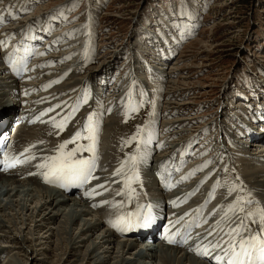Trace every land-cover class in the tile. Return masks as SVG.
Wrapping results in <instances>:
<instances>
[{"label":"bare ground","instance_id":"6f19581e","mask_svg":"<svg viewBox=\"0 0 264 264\" xmlns=\"http://www.w3.org/2000/svg\"><path fill=\"white\" fill-rule=\"evenodd\" d=\"M30 1L34 3L36 0H0V40L4 44L2 50L4 52L6 47L9 45H12L11 47H14L13 51L21 50V54L19 55V60L24 63V71L21 82L24 87V90L28 94L33 93L39 87L47 86L50 82H54L55 80L61 79L64 76V74H68L70 70H71L70 72L73 71L75 75L78 74L79 71L82 73L85 70V67L87 66L86 58L90 59L89 60L90 63L95 61L94 59L95 55H93V50L91 49L88 50L87 47L84 45L83 50L80 49L82 50L80 56L77 58L78 56L77 54H79L78 49L74 50L73 47V45H75L74 39L76 36V32H78L82 36H85V33H83L82 30V28L84 29V26L80 27L79 29L73 26L66 27L60 34L51 35V30L54 27L53 25L56 22L64 21L65 12L63 14H59L58 10H56L52 12L54 15L52 14L50 15L48 13L41 14L43 16L38 19V16H36L35 18L26 15ZM190 1L189 0L184 1L185 4L182 8V12L177 17L178 20L180 21H174V18H171L169 22L163 21V19L162 20L160 19L159 22L161 23L164 29L170 32L172 30L180 29L181 32L178 33L177 35L179 36L178 37L179 39H183V40L191 37V35H193V32L196 30V28L199 25L200 17L196 12L197 10L193 8V4L191 8L189 4ZM47 18L49 19V21L47 20ZM53 22L55 23L53 24ZM164 33L165 31H163V34ZM163 34H161V36L158 37V39H160L161 41L156 43H159L157 45H160V47H164V48L167 47L170 52L162 54V49L158 47L159 48L158 50L160 51L157 52V55L159 54L160 56L155 57V56H151L150 53H148V50L139 49L138 51L139 55L138 56L136 54L134 55L131 64L128 65L127 73L124 72V74L122 75V78H124L126 82L124 84H121V86H120L121 83L120 80L118 82H115L114 80L115 76H113L112 72L110 73H106L107 71L103 72L104 74L103 78L101 77L98 78V81H96L97 74L94 71H90L84 78H82L83 76L75 78L74 77L75 75L71 76L73 74L72 73L68 77L69 79L66 80V82H64L58 89L56 88L53 89V91L40 93L37 95L36 99L38 101H53V102L54 100L57 99L54 103H56L55 105L61 107L62 108L61 111L62 113H64V114H60L59 116L61 120H64L66 117H68L71 111L75 109L80 110L81 111L80 115L73 120L74 125H76L77 121L80 118L85 119L88 118L89 116H91L92 118V115L90 113H92L93 107H95L94 103H100L103 107V104L101 102L103 101L105 104H109L110 108L108 111H114L116 114H119L120 112H124L125 114L131 113V118H134L136 123L128 126V132L130 134L135 133L138 130L137 128L139 127L142 130L141 132L144 133V135L146 136L149 135L151 141L156 142L153 148L158 146V144H160L159 147L162 149L164 146L168 145L169 140L175 139L177 136H182V134L186 131L185 128L183 130H178L175 128V126L178 125L179 123L178 122L179 119L176 121L172 120V122H166L165 120H162L161 124L163 130L160 129L161 133L158 134L159 131L157 132L154 128L155 120H157L158 114L156 115V118L153 121L152 119L145 121V125H144V123H142V121L139 120V117L141 114L142 115L145 114V112H143V110H145V107L140 106V110L138 112H134L133 109L131 110L129 109L130 105H129L128 97L131 95L133 87H130V85H126V83L127 84L133 82L136 83V81L139 79L143 82L144 79L143 77H141V75L144 76L145 72H147L148 70L156 71L158 75V79L164 75L166 76L170 75L169 72H165V69L164 70L160 69L162 67H157L158 65L154 66V64H160L161 66L167 64V59L168 58L171 59L174 56V52L176 48H178L177 45L178 42L176 41V38L171 39L169 38L168 35V39H166L163 38L162 36ZM174 35L176 34H172V36ZM64 37H66L68 41L69 46L68 45L67 46L69 48L65 49L63 53H59L57 56L51 54L45 60L41 58L36 60L31 59V61L27 60L30 52L34 51L33 45L35 43L38 45V50L44 49L42 51V54H44L45 52L56 51L55 49L57 45L62 43V39ZM46 38L50 39V41L45 42L46 45L44 48H39V46L41 45L40 42L42 40L44 41ZM148 38L149 35L145 36L146 41L149 42ZM90 41L88 43H90ZM174 41L175 43H173ZM153 51H155V49ZM118 52H119L118 49L116 50L114 49L108 52L110 53L108 56L109 64H113L117 60ZM12 53L13 52H11V50L8 51L7 56L10 57ZM102 57H100V59H102ZM135 57L136 58L139 57L138 58L139 60H137ZM142 57L150 58V62L146 60L145 62L147 63V65L142 63L139 69L137 68V64L135 65V63L137 61L141 62L140 59H142ZM58 61H63V62L66 61V63H63L64 65H62L60 68L53 67L48 70H43V72L41 73V75H44L45 77L43 81L42 79L37 78L39 72L36 71V66L45 67L47 66V64L50 65L51 63H55V62L57 63ZM151 62L152 63L154 62V64H151ZM3 68L4 66L3 67L0 66V70H2ZM104 68L105 67L102 66L100 72H102ZM89 79H92V81L94 79L93 81L94 83L90 86H88L89 83L88 84L86 83L89 81ZM124 79L122 80L125 81ZM155 82H158L157 79L155 80ZM259 85L261 87V83ZM6 87H7V81L4 75H2L0 72V97L5 96L4 92L7 93ZM88 88H92L93 91V102L90 105L91 108L89 110L88 107L83 106V102H84L83 100L84 98H86V93ZM126 88L129 89L126 90ZM258 88L259 87H257V89ZM163 97L167 98L166 93L163 94ZM235 99H239V98L235 97ZM14 103L16 102L13 99H10L9 97H6L5 100L0 98V112L2 109V111H4L8 115L10 113V110L8 109L7 105L14 108L15 107ZM250 106H253V103L250 104ZM102 107L100 108L101 109L100 111L98 110L99 111L98 115L100 114L104 115L103 113L104 107L103 109ZM223 107L226 108L228 107V105L224 103ZM256 107L255 108L251 107L252 119L250 118V121L252 120L258 123V126L255 128L254 131L248 129L247 132L244 134L243 129L240 128L238 125H233V123L230 124L231 121L229 122V118H228V122H224V120H222L220 122L214 123L209 127L207 126L208 132H210L209 134H212L215 131V129H220V131H222V130H227L228 127H230L228 131L229 134L227 133L220 135V138H218L216 142L222 143L221 145H219V147L222 148V150L225 149V145L223 143L225 144L228 143L231 146L230 149L226 148V151L229 152L228 155L231 158L233 156L234 159H240L236 163H243L244 165L242 167L246 165V167H244L245 173L242 172L245 176L244 180H246L248 183L253 184L255 188L253 187L252 194H250L247 190L241 189L238 191L236 200L233 202V204L237 205L239 207L238 209H240L238 210L239 214H237L236 216L237 218L234 219L233 221L228 222L229 225L228 228H226L225 224L222 225L221 227L220 225L211 226V224H208L207 228L204 231V234H207V236L201 242V245L206 244V246H208L210 242L212 244L214 242L223 244L226 243L227 241H231L232 238L225 234L233 229H236L238 232H240L241 230L239 228V225L241 223V220H243L246 226L248 224L251 226V229L247 227L246 231L241 232V235H243L245 238H247L252 234H255L254 232H258L260 230L259 226L253 223L249 217L245 218L246 212H251L252 210V208L247 210V208L249 207L246 205L250 204L249 201H252V203L254 202L260 203L261 208L264 209V143H261L264 142L263 139L264 138V104H262V106L258 109H256ZM159 114H160L159 118L163 119L164 114L162 113ZM233 115L235 116L237 114L232 113L229 117ZM116 121H119V119H116ZM124 121L125 120H123V122ZM3 123L4 121L0 120V129L3 126ZM107 124L110 125V121L107 122ZM85 126L86 124L78 125L77 132H81L83 130L85 131ZM217 126H219L220 128H217ZM252 127H254V125H252ZM95 128L97 130V127ZM173 129L175 131H173ZM204 130L205 128H202L200 131L203 132ZM147 132L149 133L147 134ZM107 134L103 136V149L105 155L100 161L101 165L99 168L102 170H106V172L98 180L97 182L98 185L96 187L88 189L85 192L77 191L76 193L71 194V192L74 189H71L69 193H65L63 190L43 186L38 183L39 179H42L41 177L37 176L38 173H36V175H33L30 171L17 170L15 171L16 174H13L12 178L10 177L3 178L6 176L0 175V183H2L0 185V199L2 200L0 201V242H2V244H0V255H2V253H5L6 255L9 254V256L14 261L11 264H31V263L47 264L49 255H53L55 257L58 256V261L61 264H131V263L132 264H206L205 260L196 258L197 256H194L196 253L191 254L187 249L165 246L158 243V240L151 241L150 237L152 238V236L150 233L146 235L140 234L137 236L133 234L132 231H130V227L126 228L124 231H120L117 228L111 226L110 221L115 222L120 217L128 218L127 210L124 209L123 204L129 207L132 203H135L136 201L140 200L142 197L147 196L148 187L146 185L144 172L138 170V168L140 167L138 165H136V172L138 173V177H140L141 180L138 181L137 179L136 181L131 183V188L135 189V193L128 192L127 189L125 188V184H124L125 177L126 175H131V173L128 172L127 169H125V173L121 175H114L116 170L121 167V163L117 162L116 157L113 155L114 153L109 151L110 149L115 150L113 146V142L115 140L113 141V139L112 140L110 139V142L105 144L104 137L108 138ZM241 134L244 135L242 139H240ZM200 135H202V133ZM228 135L230 136L228 137ZM235 135L238 136L237 141L240 140V142H242L243 144L236 145L234 143L235 149L232 150L233 147L232 141ZM21 136L22 138H28L30 135L27 132H24V130H22ZM184 136L186 137L184 138V140L182 139L181 142L178 141L174 142L171 150L170 148H168L170 150L169 153L171 152L170 156L173 154V152H175V147L182 148L179 154L181 162L183 161L185 162V160L195 158V156L192 155V149L196 148L197 146L196 145L195 147H193L194 144H196L197 135H183V137ZM115 137L116 136H114V138ZM207 139L212 140L213 138L211 136ZM246 140H250L252 142V143L250 142L252 145L250 146V143L246 142ZM59 143L60 142H57L56 144L50 146V149L53 150L51 151L52 154L46 157L43 156H45L46 152H50L49 150H42L41 152L32 154L30 157H35V159H31L29 162L16 163L14 160H11V163L21 166H26V165L30 166V164H32L35 166L34 169L37 172L43 173V170L45 168H39L37 167V165L41 163H49L50 157H56L57 155H59L58 152ZM62 143H64V140H62ZM89 144L90 141L87 142V144H82V145H89ZM206 144H207V140L203 139L201 142H199V147L203 148V146H205ZM247 144L249 145L248 149H246ZM211 145L212 144H210V146L208 145L205 146L201 152L205 153L208 150L214 149L213 147H211ZM79 146L80 144H75L73 146L66 147L64 150L66 152L72 151L73 149H76ZM157 149H158V153L161 152L159 148ZM219 149L216 150L218 153L220 152ZM132 151H134V149ZM150 151L152 150L150 149ZM150 151H147L146 149L139 147L138 150L134 152L140 154L141 153L147 154ZM123 153L125 152L123 151ZM92 154L93 153H86V154L80 153L78 154V157L79 158L86 157ZM240 154H242L243 156H241ZM122 156L125 157L128 155L122 154ZM216 156L218 157L219 155H214L213 153L212 156L206 158L205 160L203 159L204 160L203 163H200L199 165L198 164L190 165L191 166L190 169L184 172L183 176L181 175L178 179H176L175 183L183 182L187 180L188 177L199 172L200 169H202V167L207 168L208 166L212 165L216 160ZM181 166L179 164L178 168L175 169L174 165H172L169 170L170 174L165 173V175L162 177V178L164 177L167 178L169 175L172 176L170 181V187L173 183V176L180 170L182 171ZM184 170L185 169H183V171ZM10 171L11 170L8 169V167H6L3 173H9ZM28 175L31 176L27 178ZM244 176H241L240 178H243ZM99 185H104V187H99ZM117 185L119 186L118 190L116 189ZM183 187H185V189L186 188L190 189V191L197 190V184H195L194 182H191L189 184H184ZM229 191L230 189L223 191V193L226 194ZM120 192H123L124 194L117 195V193ZM183 194L184 191H182L180 195ZM2 196H6L4 200ZM130 196L131 199H129ZM166 200L169 203L172 204L174 203V206L179 207L177 204H175L176 201L178 200L177 196H174L171 199H167L166 197ZM204 200H206V198H204ZM121 204L123 208L119 206ZM63 205L67 206V208L63 207ZM93 205H100V206L93 207ZM47 207H49L50 209L47 212H44V210ZM187 207L189 206L184 205L182 206V209H185ZM116 208L117 210L115 211ZM51 209L53 210V212H50ZM241 209L244 210L242 211ZM257 210L260 209L254 208L252 212L255 213L257 212ZM119 211L120 212L122 211L120 216H118L120 213ZM169 211L172 210L170 209ZM55 216L63 217L62 223L64 226L57 228L54 232L51 231L50 227L44 230L43 229L44 226L47 225V223L50 224ZM209 216L210 215H206L205 216L206 219ZM215 216L216 215L208 219L212 220L214 219ZM252 218L253 220L256 219V217H252ZM4 231L6 234L4 233ZM46 232L48 233L46 234ZM209 233H212V235H209ZM94 234L95 236L93 238L94 240H96V243L94 240L92 241L93 243L91 242V244H93V247L91 249H88V246H86L84 250H81V248H83L84 246V242L88 239V237L93 236ZM52 235H55V242L53 240V247L52 249H49L48 244L49 242H51ZM7 237L8 238L10 237V239H7ZM141 238L144 239L141 240ZM239 239H240V235H237L235 240L239 241ZM135 247H137V250L131 251ZM101 248L102 250L99 252ZM202 248L204 249V247ZM16 250L21 252H17ZM237 250H239V248H237ZM104 254L107 255L108 257L105 258ZM210 254L211 251L209 252V255ZM29 260L31 261L30 263H28ZM207 261L211 262L212 260L210 258L207 259ZM0 264H2V262Z\"/></svg>","mask_w":264,"mask_h":264},{"label":"rangeland","instance_id":"374dc122","mask_svg":"<svg viewBox=\"0 0 264 264\" xmlns=\"http://www.w3.org/2000/svg\"><path fill=\"white\" fill-rule=\"evenodd\" d=\"M184 1L185 0H36L34 3L30 1L28 6L29 10L27 9L26 15L35 18L36 16H38L39 19L43 16L41 14L48 13L50 15L51 14L54 15L52 12L56 10H58L59 14H63L65 12L64 21L56 22V23L53 22V24L54 23L55 24L53 25L54 27L51 30V35L60 34L66 27L73 26L79 29L80 27L84 26V29L82 28V30L83 33H85V36H82L78 32H76V36L74 39L75 45H73V47L74 50L78 49V53H79L77 54L78 56L82 52L84 45L87 47L88 50L89 49L93 50V55L96 56V57L94 56L95 61L90 63L89 62L90 59L86 58L87 64L89 65L85 67V70L82 73L79 71L78 74L75 75L73 71L72 72L69 71L68 75L73 73L71 76L75 75L74 76L75 78L81 76H83L82 78H84L90 71H94L97 74L96 81H98V78L100 77L103 78L104 76L103 72L105 71H107L106 73L112 72L113 76H115L114 77L115 82H118L120 80L121 82L120 86L121 84H124L126 82V80L122 78V75L124 74V72L127 73L128 65L131 64L134 55L135 54L137 56L139 55L138 54L139 49L148 50V53H150L151 56L159 57L160 55L159 54L157 55V52L160 51L158 50L159 48L162 49V54L170 52L167 47L165 48L160 47V45H157L159 43H156L161 41L160 39H158V37L161 36V34H163V31H165L164 34H166V35L164 34L162 35L163 38L168 39V35L169 38L171 39L176 38V41L178 42L177 43L178 48H176L174 52V56L171 59L169 58L167 59V64L161 66L160 64H154V62L153 63L151 62V64H154V66L158 65L157 67H162L160 69L163 70L165 69V72H169L170 75L168 76L164 75L159 78L160 80L158 79V75L156 71L153 70H148L147 72H145L146 77L145 74L144 76L141 75L144 81L143 83H140L136 87V92H138L139 94L132 95L133 100L134 99L137 100V101L134 100V103L140 104V102L143 101L144 97L147 98V99L144 98L146 100V101L144 100L145 102L143 101L145 104V110H143V112H146L144 116L147 118L144 117L142 118L143 120L151 119L152 117L155 116L156 113L158 114V118L157 120H155L156 124L157 123L159 124V121L161 124L162 120H165L166 122H172V120L176 121L179 119L178 122L179 123L181 122L180 123L181 125L178 123V125H176L175 128L178 130H183L185 128L186 131L182 134V136H177L176 137L177 139L175 138L169 140L168 145L164 146L167 147L168 152L171 150L174 142L176 141L181 142L182 139L184 140L186 136L183 137V135H197L196 136L197 141L193 147L197 145L198 149L197 146L196 148L192 149V155L195 156V158H193L195 161L190 162L191 164L189 165H197V164L199 165L200 163H203V161L206 158L212 156L213 153L214 155H219L218 157L216 156V160L213 163L214 165L212 164L207 168L202 167V169H200L199 172L195 173L197 177L200 178L197 182H194L195 184L198 185V182L202 180L204 181L205 177H210V176L213 177L218 172V168H219V172L222 173H224L223 169L224 168L226 169V173L224 174L228 182L223 180L224 177H222L221 174L219 178H223V179L219 180L218 178V181L216 182L222 185L211 186L209 191V194H211V198L214 197L217 192H220L222 190L223 185L226 187L235 188L232 186V182H236V181L239 182V180H240L239 183H244L247 189L251 192L253 191V187H254L253 184L248 183L246 180H244L245 176L243 173H245L244 167H246V165L242 167L244 165L243 163H236L240 159H234L233 156L231 158L228 155L229 152L226 151V148L230 149L228 143L227 144L223 143L225 145V149L222 150V148L220 147H219L220 149L218 148L220 150L219 153L216 151L218 149H216V146L214 145H211V147L214 148L212 150H208L205 153L201 151L204 149L205 146L207 145L210 146L209 144L210 141L213 142L212 144H217L218 142H216V140L220 138V135L227 133L229 134L228 131L230 127H228L227 130H222V131H220V129H215L213 133L211 132L212 134H209L210 132H208L207 126L209 127L214 123L220 122L222 120H224V122H228V118H229V122L231 121L230 124L233 123V125H238V126L240 125L239 127L243 129L244 134L247 132L248 129L254 131L255 128L258 126V123L252 120L250 122L254 124V127H252L250 124L243 125L240 124L239 122H244V121L247 122L248 121L247 118L249 120L250 118L252 119L251 107L255 108L257 106L256 109H258L262 106V104H264L262 103L264 102V98L262 95V93L264 94V0H191V1L189 0L190 1L189 4L191 8L193 4V8L197 10L196 12L198 13L200 19H199V25L196 28V30L193 32V35L183 40V39H179L178 38L179 36L177 35L178 33L181 32L180 29L172 30L170 32L164 29L161 23L159 22L160 19L169 22L171 18H174V21H180L178 20L177 17L182 12V8L185 4ZM47 20L49 21L48 18ZM172 34H176V35L172 36ZM148 35H149L148 38L149 42L146 41L145 39V36ZM49 41L50 39L46 38L44 41L42 40L40 44L45 47L46 45L45 42H49ZM89 41L91 44L88 43ZM173 43H175V41ZM61 44L57 45L55 49L56 51H49L47 52V54L43 55L42 58H46L51 54L57 56L59 53H63L65 49L69 48L66 37L62 39ZM114 49L119 50L117 54V60L113 64H109L108 56L110 53L108 52ZM154 49L155 51H153ZM100 57H102V59H100ZM138 58L136 59L139 60ZM142 59H140L141 62L136 60L137 62L135 63V65L137 64V68L139 69L142 63L147 65V63L145 62L146 60L150 62V58L148 57H142ZM55 63H51L49 66L54 65ZM57 63H60L59 65L61 67L62 65H64L63 63H66V61L64 62L58 61ZM102 66H104L105 68L102 72H100ZM122 79H124L125 81H123ZM156 79L158 82H155ZM89 80L90 81L88 85H92L94 83L93 82L94 79L93 81L92 79ZM139 81L141 80L139 79ZM260 83H261V87L259 85ZM126 85H130V87H134V82L130 84L126 83ZM257 87L259 88L257 89ZM141 88L144 90H146L147 88L149 89V98L147 97V95L142 96L140 94ZM127 89L129 88H126V90ZM90 91H92V88H90ZM257 91L259 92L261 91V93ZM88 93L90 94V96L88 95L89 97L93 95V91L92 92L88 91ZM164 93H166L167 98L163 97ZM240 95L246 97L249 102H247V100L244 101L243 99L245 98L243 97L242 99ZM257 96L259 98L256 99L255 97ZM261 96L262 98H260ZM235 97H238L239 100L235 99ZM252 100L254 101L259 100L258 105ZM224 103L227 104L228 107L224 108L223 107ZM252 103L253 106H250V104ZM245 104H247V107H244ZM137 106L140 105H136L135 107ZM146 107L148 108V114L146 111ZM159 113L164 114L163 119L159 118L160 115ZM232 113H236L237 115L235 116L233 115L229 117ZM246 114H250V115L246 118L245 116ZM106 115H107V119L105 120V125L103 126V132L105 134L108 133L107 134L108 138L111 137L110 139L111 140L113 139V141L115 139H120L119 136L125 130L123 129V127L126 126L127 121L124 122L123 120L116 121V119H119V115L115 113L112 114V112L108 113L106 111ZM112 117L114 119L116 117L117 118L114 121ZM132 120H133V124H135L136 123L135 119L132 118ZM106 121L107 122L110 121V125L107 124ZM129 123L131 124L132 121H130ZM93 126L97 127V124L93 122ZM201 127L205 128L204 130L205 132L203 131L205 134L202 131H200L202 129ZM217 128L220 127L217 126ZM137 129L140 128L138 127ZM160 129L163 130L162 124L158 129L155 128L157 132L159 131L158 134L161 133ZM173 131L175 130L173 129ZM124 133L126 134V132H123L122 135L124 140L126 139L125 140L126 142L130 140L131 136H127L126 138ZM201 133L202 135H200ZM136 135L137 134H134V136ZM210 135L213 138L212 140L207 139L211 137ZM114 136L116 137L114 138ZM139 136L140 137L138 138V140L132 141L131 145L130 144L121 145L122 152L123 151L125 152L124 154H127L128 152H132V150L135 148L137 143L140 142V140H143L144 138L150 139L149 135L147 136L145 135L144 137H142L140 133ZM229 136L230 135H228V137ZM240 136H241L240 139L244 137L243 134H241ZM237 138L238 136L235 135L232 141L234 149H235L234 143L237 141ZM203 139L207 140V144L202 148L199 147V142H201ZM246 142L250 143L251 141L246 140ZM251 143L250 146L252 145ZM159 145L160 144H158V146L153 148V152L156 151V153H158L157 148L161 150ZM168 148H170V150ZM248 148L249 145L247 144L246 149ZM181 149L182 148L175 147V152H173L171 156H170L171 152L168 154L169 159L167 160V162L164 159L154 160L153 157L152 164H154L155 168H156L155 164H158V167L161 169H165V173L168 174H170L169 170L171 165H174V168L176 169L180 164V166L182 165L181 166L182 171L180 170L178 173H181L182 175L184 172L188 171L191 166H189L188 169L183 168V164L187 160H185V162L180 161L179 154L181 152ZM234 149L232 148V150ZM163 154H167V151L164 150L162 153H160L159 156H162ZM173 155L178 157V159H175V161H178L177 165L174 162L170 164V162L172 161L170 159L172 158ZM240 155L243 156L242 154ZM167 169L169 170L167 171ZM183 169L185 170L183 171ZM231 171L234 172L230 174ZM102 173L103 172H101V170H98L94 180H97L99 177L101 178ZM193 175L188 177L187 180H185V182L188 181V179L190 180L193 177ZM233 175L234 176L236 175V178L235 177L233 178ZM240 175L244 177L240 178L241 177ZM185 182L183 184H187ZM38 183L41 184L40 181H38ZM181 183L182 182L178 183L177 185ZM1 184L2 183H0V185ZM207 184L208 181L206 182V185ZM43 186L50 187L48 185H43ZM235 191L236 193H238L239 188L238 189L235 188ZM221 194L224 195L223 192ZM5 197L6 196H2L3 200L5 199ZM0 201L2 200L0 199ZM214 204L222 206V202L220 201L214 202ZM232 205L235 206L236 213L235 211L233 212L234 215L237 216V214H239L238 210L240 209H238L239 207L237 205H234L233 203L229 205V209L232 208ZM67 206L63 205V207L65 208H67ZM49 209L50 208L47 207L45 210L44 209L43 210L44 212H47ZM229 209L228 211L231 212L232 210ZM50 212H53V210L51 209ZM214 218H216V216ZM220 218L223 219V217ZM62 221H63L62 216H55L53 218V221H51L50 224L47 223V225H45L43 229L46 230L48 227H50L51 231L54 232L57 228L64 226ZM218 224L219 223H217V225ZM222 225H224V221L222 222ZM48 232H46V234ZM95 234L93 236L88 237V239L84 242V246L83 248H81V250H84L86 246H88V249H91L93 247V244H91V242L94 240L93 237L95 236ZM7 239H10V237L9 238L7 237ZM53 240L55 242V235L51 236V242H49L48 244L49 249H52L53 247ZM94 241L96 243V240ZM0 244H2V242H0ZM101 250L102 248L99 250V252ZM134 250H137V247L133 248L131 251ZM16 251L21 252L18 250ZM0 256H1L0 263L2 262V264H11L14 262L12 258L9 256V254L6 255L5 253H2V255ZM54 257L55 256L53 255H49L47 264H61L58 261V256H56L55 258ZM106 257L108 256L105 255V258ZM30 262L31 261L29 260L28 263Z\"/></svg>","mask_w":264,"mask_h":264},{"label":"snow or ice","instance_id":"6c2138e0","mask_svg":"<svg viewBox=\"0 0 264 264\" xmlns=\"http://www.w3.org/2000/svg\"><path fill=\"white\" fill-rule=\"evenodd\" d=\"M0 44H3L0 41ZM10 63H13L12 57H9ZM52 111V109H49ZM91 116L87 118L89 123L85 126V131L87 135L82 136L80 132L74 134L72 138L58 146L59 155L56 157H50L49 163H41L37 165L39 168H47L48 170L43 174L44 180L46 183H52L53 181H61L68 179H78L81 183L89 182L90 178H95L92 176L93 170L96 167V144L98 142V134L96 128L91 123ZM67 124V118H65L62 124L54 123V127H57L60 131L64 130V127ZM140 129L137 130V135L133 136L130 140L126 141V143L130 144L132 141L138 140L140 135ZM80 138L88 139L90 141L89 145H80L78 148L73 149L72 151L65 152L64 149L68 144H76ZM30 151V149L26 150V152ZM90 152L93 153L91 159H75L77 152ZM23 155V154H22ZM16 163H26L31 159H35V157H27L24 161H20L18 157L12 158ZM138 157L136 155H132L126 158L125 161L122 162L121 167L116 170L114 175H121L125 173V169L131 173V175H126L125 177V188L128 192L135 193V189L131 188V183L138 179V173L136 172ZM3 163V161H0ZM9 167L15 166L14 163H10ZM99 187H104V185H99ZM234 190V189H233ZM123 192L117 193V195H122ZM131 199V196L129 197ZM252 203V201H249ZM100 205H93V207H98ZM235 211V206H232L230 209ZM242 211L244 209H241ZM256 217L252 222L258 223L260 225H264V209L257 210V212H246V217ZM152 222L151 216H140L139 220H137V224L139 226L147 227ZM112 227L117 228L120 231H124L126 228L130 227V221L127 217H120L115 222H111ZM240 232L236 229L230 230L225 235L232 238L231 241H227V248L225 249L222 243H209L208 246H205L203 251H198V255L208 256L210 250H215L217 248L221 249L225 252V255L229 257L227 260V264H246L247 261H251L253 259V253L259 252L264 254V227L247 238L241 235L242 231L247 230V226L244 224L243 220L239 225ZM212 235V233H209ZM237 235H240L239 241H236L235 238ZM168 243H174L175 241L172 238H168ZM239 248V250H237ZM214 259L217 261V264H223L224 257L220 255H216Z\"/></svg>","mask_w":264,"mask_h":264}]
</instances>
